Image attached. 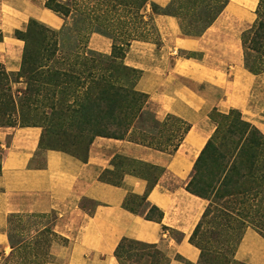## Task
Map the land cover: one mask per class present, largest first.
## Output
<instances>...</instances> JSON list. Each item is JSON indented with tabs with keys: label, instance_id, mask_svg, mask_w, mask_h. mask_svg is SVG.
Segmentation results:
<instances>
[{
	"label": "crops",
	"instance_id": "crops-1",
	"mask_svg": "<svg viewBox=\"0 0 264 264\" xmlns=\"http://www.w3.org/2000/svg\"><path fill=\"white\" fill-rule=\"evenodd\" d=\"M151 1L162 8L169 3ZM44 3L0 0V63L7 71L16 72L20 64L23 44L15 31H25L30 20L51 30L62 27L64 20ZM257 7V0H229L196 37L181 35L174 17L155 15L158 44L130 43L122 61L139 73L135 90L154 106V118L173 117L188 127L173 152L97 137L85 161L58 150L39 156L38 127H0V264L11 253L9 219L21 214L52 216L51 232L65 240L51 243L46 264H151L148 252L135 250L126 257V250L119 251L122 261L117 259V249L131 243L157 251L158 264H198L200 253L190 237L206 203L186 184L214 131L211 113L238 111L264 135V70L245 67L241 45ZM87 47L109 55L112 41L93 33ZM118 159L124 163L117 166ZM134 163L157 173L143 175ZM115 173L118 181L105 179ZM130 198L143 199L142 209L130 207ZM235 257L243 264H264V236L246 228Z\"/></svg>",
	"mask_w": 264,
	"mask_h": 264
},
{
	"label": "rangeland",
	"instance_id": "rangeland-1",
	"mask_svg": "<svg viewBox=\"0 0 264 264\" xmlns=\"http://www.w3.org/2000/svg\"><path fill=\"white\" fill-rule=\"evenodd\" d=\"M105 1H74L71 16L63 19L64 23L58 30H51L40 23L37 25V33H42L44 41L38 34L36 37L30 35L29 37L32 38H28L24 34L18 35L23 39V36H25L27 43L25 44L23 40H20L23 47L19 68L16 72L7 71L4 65L0 63V127H38L41 131L39 156L47 146L61 150L66 149L72 154L82 157L86 152L87 147L85 149V143V145L79 147L75 145L70 146V143L68 145V142L66 143L63 137H61L62 133L59 134L60 136L55 135L56 132L66 130L67 126L69 128L70 125H74L71 122L64 124L61 120H54L57 111H61L59 105L60 108L64 109L74 100L75 105L73 109H77L84 99V94L90 92L89 87H100L101 83L103 84L109 80L115 81V85L124 88L127 92L126 94H132V92L139 94L135 90L137 75L126 70H120L117 61H114V64H110L102 61L95 55H87L85 57H81L80 55L83 51L84 39L89 36L86 34L91 33L94 28L99 27L105 34L114 35L115 42L118 43L120 41L117 35L120 29L117 28L111 16L112 12L104 9ZM213 1L215 0H203V3L206 4ZM174 8L176 6L171 8V10ZM176 12L178 13L179 11ZM146 13L151 15L150 10H147ZM181 16L183 17L184 25L191 22V12L183 11ZM262 19H264V0H260V6L257 8V18L246 32L245 38L247 40H249V34H251L249 31L256 28ZM204 25L205 23L202 21L198 24V27L190 29L197 31ZM34 33H36L35 30L31 34ZM149 34L153 42L159 39V36H156L157 32ZM25 49L29 57L21 68ZM52 53L53 55L50 56ZM248 61V64L254 69L261 68L260 60L252 52H248ZM58 69L67 74L71 71V73L76 74V79L70 82L66 81L65 84L54 83V86H52L50 84V75H54ZM100 77L106 78L102 81H97ZM76 80L78 85L74 86L76 85ZM36 87H38V94L35 97L37 102L32 103L31 100L35 96L34 88ZM45 94H55L53 100L54 102H58L57 104L54 103L53 110L50 109L51 103L50 100L45 99ZM59 94H68L67 96L69 97L61 102L58 100L62 98L59 97ZM139 100V105L136 104L142 108L137 116L139 118L135 120L132 128L122 137L136 142L149 141L159 148H165L167 151L172 150L184 127L172 118H166L161 122L157 121L154 118V106L149 102L143 104L144 99L142 98ZM210 119L215 128L209 140L218 149L220 154L228 156L226 160H230V155L233 154H231L230 150L234 151L233 147L236 146L234 144L236 137L227 131V129L233 121L238 122L243 119L238 111H229L227 114L212 112ZM152 120L157 121V124L150 123ZM251 127L261 133L253 125ZM120 134L118 133L117 135ZM231 160L233 161V158ZM122 163H124V160L118 159L116 165L118 166ZM133 166L143 175L154 176L157 173L156 169L148 166L138 165L137 163H134ZM118 175L120 174L115 173L110 177L107 175L105 179L116 182L118 180H115V177L118 179ZM193 175L194 171L191 174V178ZM189 182L186 184V187ZM261 183H264V181H261ZM190 187L194 191L202 188L201 185L195 183ZM214 201L216 199L213 192L206 195V205L203 212L205 216L201 217L190 237V241L200 253L198 264H243L237 261L235 257V251L244 234L243 231L251 227L264 236V224L255 223V213L251 210L248 213L245 208L238 205V198L235 201L221 199L218 201L219 203L217 201L214 203ZM128 205L136 210L142 209L138 208L140 202L135 198H130ZM225 207H228L229 210ZM259 210L264 214V194L261 198ZM231 212H236L241 218L242 215L247 214V221H242ZM226 214L230 218L226 217ZM52 220V216L25 214L12 216L9 219L8 230L12 254L10 253L11 255L3 258L1 264H44L46 261H50L49 247L51 243H63L51 232ZM124 250L127 253L125 256L130 255L129 252L134 250L137 252L136 254L151 252L137 246H131L129 249L125 248Z\"/></svg>",
	"mask_w": 264,
	"mask_h": 264
},
{
	"label": "trees",
	"instance_id": "trees-1",
	"mask_svg": "<svg viewBox=\"0 0 264 264\" xmlns=\"http://www.w3.org/2000/svg\"><path fill=\"white\" fill-rule=\"evenodd\" d=\"M74 1L77 0H45L44 6L62 19H67V17L71 16V12L74 7ZM228 1L229 0H215L205 4L203 3V0H176L175 2L174 0H170L167 6L162 8L153 3L151 0H106L104 2V9L108 10V12H112L111 16L115 21L117 28L120 29L119 32H117L118 39L120 41L117 43L114 40V35L110 36L108 33L105 34L103 30L99 29V27L94 28L91 33L86 35L90 36L91 34L96 33L109 38L112 41L111 53L109 55H102L89 50L87 47V40L89 38L88 36L84 39L85 43L83 45V51L80 53V55L81 57L95 55L102 61L110 64H114V61H117L120 70H126L130 73L136 74L138 79L139 73L134 69L126 67L122 60L132 41H153L151 37H149V33L157 32L153 24V16L165 15L174 17L178 21L181 35L196 37L201 35L203 31H205V29L212 24V22L223 11ZM257 1L259 7L260 0ZM174 6H176V8L171 10V8ZM147 10H150L151 15L146 13ZM176 11L179 12L177 13ZM183 11L191 12V22L195 24H192L191 22L185 25L183 24V17L181 16ZM202 21H204L205 25L200 28V30L195 31L190 29L196 26L198 27V24ZM39 24L40 23L34 20H30L25 31H15L14 35L17 39L23 40L25 44L27 43V38L23 36V39L18 35L24 34L28 38H32L29 36L32 35L33 37H36L38 34L44 41L42 33H37V25ZM33 30H35L36 33L31 34ZM246 32L247 31H245L241 36L245 67L251 72H260L261 70H264V19L260 21L256 28L249 31L251 32V34H249V40L245 38ZM156 36L158 37V33ZM1 40L2 34L0 32V41ZM158 41L159 39L156 40L155 43L158 44ZM248 52H252L257 57V59L260 60L261 68L254 69L248 64ZM51 55H53V53L50 54V56ZM28 57L29 56L27 55L25 49L23 52L21 68L22 65L26 63V59ZM68 73L69 74L58 69L54 75H50V84L52 86H54V83L65 84L66 81L70 82L76 79V74L71 73V71ZM105 78L106 77H100L97 79V81H102ZM75 83L76 85L74 86H77V80ZM89 91L90 92L88 94H84V99L77 109H73V106L75 105L74 100L64 109L60 108V105L58 104L61 111H57L56 116H54V120H61L64 124L67 122L74 124L70 125L69 128L67 126V129L62 132H56L55 135L60 136L59 134L62 133L61 137H63L66 143L68 142V145L70 143V146L75 145L76 147H79L86 144L85 149L86 147L87 149L84 156H76L66 149L61 150L59 148H53L49 146H47L44 150L62 151L82 161H85L89 146L95 138L103 137L124 139L122 136H124L129 131V129L132 128L135 120L139 118L137 116L142 109L140 106L136 105H139V99H144L143 104L148 102L146 95L141 93L136 94L133 92L132 94H126L127 92L124 88L119 85H115V81L111 80L106 81L103 84L101 83L100 87H89ZM34 92L35 96L31 100L32 103L37 102L35 97L38 94V87L34 88ZM67 95L68 94H59V97L62 98L58 100L63 102L64 99L69 97ZM44 97L45 99L50 100V109L53 110V106H55V104L58 102H54L53 100L55 94H45ZM167 118L175 119L173 117ZM175 120L184 128L170 152L176 150V148L181 143L184 134L188 130V127L182 121L178 119ZM150 123L157 124V121L152 120ZM227 131L231 132L236 137V142L234 143L236 146L233 147L234 151H236L234 152L233 150H230L231 154L233 153L230 155V160H226L228 156L225 154H220L218 149L214 147L213 143L208 140L194 162V175L187 185L186 190L204 200L207 194L213 192L217 203H219L218 201L221 199L235 201V199L238 198L237 204L245 208L248 213L250 210L254 212V216H256L254 222L263 225L264 214L262 211L260 212L259 207L262 195L264 194V185H262L264 183H261V181H264V136L257 132L253 127H251L249 123L244 120H240L238 122L233 121L232 124L229 125ZM118 133L121 134L117 135ZM137 143L153 147L154 149L160 151H167L165 148H159L149 141H139ZM231 158H233V161ZM223 171H225L224 174H222ZM193 183L201 185L202 188H198L195 191L192 190L190 186ZM152 186V184H149V189ZM142 200L143 199H141L139 202L141 203ZM216 201H214V203ZM225 208L229 210L228 207ZM151 211H154V209H151ZM152 213L154 214V212ZM231 213L242 221H247V214L242 215L241 218L236 212ZM204 216L205 214L202 215V217ZM226 217L230 218L227 214ZM60 240L65 243V240ZM131 246L144 248L141 245L135 243L128 245V247ZM123 249L125 248L123 245H121L116 251V257L119 259V261H122V256L119 255V251L123 252ZM148 251L151 250L148 249ZM149 255L152 256L151 258L153 260L151 261V264H158L157 251H151ZM124 257L126 256L124 255ZM48 262L49 261H46L44 264Z\"/></svg>",
	"mask_w": 264,
	"mask_h": 264
}]
</instances>
